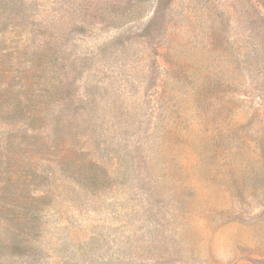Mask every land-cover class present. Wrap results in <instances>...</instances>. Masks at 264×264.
I'll use <instances>...</instances> for the list:
<instances>
[{"label": "rangeland", "instance_id": "374dc122", "mask_svg": "<svg viewBox=\"0 0 264 264\" xmlns=\"http://www.w3.org/2000/svg\"><path fill=\"white\" fill-rule=\"evenodd\" d=\"M0 264H264V0H0Z\"/></svg>", "mask_w": 264, "mask_h": 264}]
</instances>
